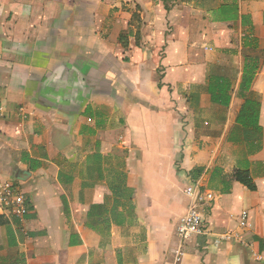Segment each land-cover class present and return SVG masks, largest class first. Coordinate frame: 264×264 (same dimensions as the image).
Returning <instances> with one entry per match:
<instances>
[{"label": "crops", "instance_id": "crops-1", "mask_svg": "<svg viewBox=\"0 0 264 264\" xmlns=\"http://www.w3.org/2000/svg\"><path fill=\"white\" fill-rule=\"evenodd\" d=\"M166 1L0 0V181L28 205L0 216V264H264V0ZM213 68L237 72L227 108ZM249 96L261 142L237 124ZM114 156L134 189L119 223ZM193 205L205 234L183 241Z\"/></svg>", "mask_w": 264, "mask_h": 264}, {"label": "trees", "instance_id": "trees-1", "mask_svg": "<svg viewBox=\"0 0 264 264\" xmlns=\"http://www.w3.org/2000/svg\"><path fill=\"white\" fill-rule=\"evenodd\" d=\"M163 1L165 3L167 2L166 0ZM166 9L168 10V6H166ZM124 38L125 37L122 36L121 40L124 41ZM236 75L237 72L232 69H211L209 74V87L207 90L213 104H217L225 108L230 105L233 80L236 78ZM253 75V69H246L243 77V91H250ZM260 112V101L253 96H249L237 118V124L241 128V136L247 142H261L263 139V130L260 126ZM95 158L98 164H100L103 160L101 155H96ZM111 165L112 167L108 168V185L115 200V222L119 223L121 220H125L123 213H116L118 212V207L120 206L128 207V217L134 216V189H131L127 185V174L125 173L124 161L119 157L114 156L111 160ZM234 179L251 191H256L257 189L248 172L238 171L235 173Z\"/></svg>", "mask_w": 264, "mask_h": 264}, {"label": "built area", "instance_id": "built-area-1", "mask_svg": "<svg viewBox=\"0 0 264 264\" xmlns=\"http://www.w3.org/2000/svg\"><path fill=\"white\" fill-rule=\"evenodd\" d=\"M188 194L195 198L197 202L214 201V196L211 193L198 192L196 197H194V190L189 189ZM27 214L28 205L25 195L9 182L0 181V216L12 215L19 219L20 222H24ZM247 222L248 213L244 212L241 216V227H247ZM203 234H205V227L202 215L197 210V207L193 205L180 220L177 227V235L181 240L186 241ZM235 236L230 233L224 234L216 241L215 245L219 246L232 240ZM258 259L263 260L262 257H258Z\"/></svg>", "mask_w": 264, "mask_h": 264}, {"label": "rangeland", "instance_id": "rangeland-1", "mask_svg": "<svg viewBox=\"0 0 264 264\" xmlns=\"http://www.w3.org/2000/svg\"><path fill=\"white\" fill-rule=\"evenodd\" d=\"M138 21H139V18L137 19V17H135L134 19H133V22H132V26H134V28H138Z\"/></svg>", "mask_w": 264, "mask_h": 264}]
</instances>
